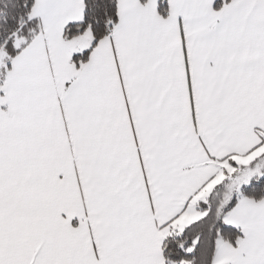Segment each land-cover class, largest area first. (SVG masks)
Returning <instances> with one entry per match:
<instances>
[{"label": "snow or ice", "instance_id": "1", "mask_svg": "<svg viewBox=\"0 0 264 264\" xmlns=\"http://www.w3.org/2000/svg\"><path fill=\"white\" fill-rule=\"evenodd\" d=\"M0 264H264V0H0Z\"/></svg>", "mask_w": 264, "mask_h": 264}]
</instances>
